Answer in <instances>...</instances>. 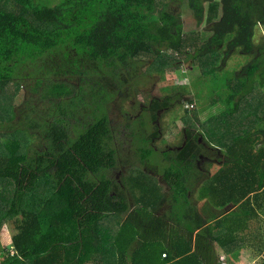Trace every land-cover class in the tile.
Listing matches in <instances>:
<instances>
[{"label":"trees","instance_id":"16d2710c","mask_svg":"<svg viewBox=\"0 0 264 264\" xmlns=\"http://www.w3.org/2000/svg\"><path fill=\"white\" fill-rule=\"evenodd\" d=\"M173 2L0 0V264H206L216 251V264H264V242L248 241L262 228L254 218L264 227V0H178L195 28ZM234 55L245 63L230 72ZM187 59L202 71L198 99L209 96L200 110L224 106L197 128L220 151L200 188L206 205L192 198L203 179L193 131L158 177L127 156L131 126L112 122L105 90L130 85L134 64L161 76ZM179 84L150 114L190 92ZM249 246L259 256L247 262Z\"/></svg>","mask_w":264,"mask_h":264},{"label":"rangeland","instance_id":"374dc122","mask_svg":"<svg viewBox=\"0 0 264 264\" xmlns=\"http://www.w3.org/2000/svg\"><path fill=\"white\" fill-rule=\"evenodd\" d=\"M173 6L177 7V11H179L183 19V22L186 24V27L189 28L192 26V28H195L196 26L193 25V16H192V11L188 10L184 13H182L181 8L178 6V0H174L173 2ZM205 26V24H203ZM197 29H201L197 28ZM257 37L256 40H259V38L261 36L264 35V30L263 28L259 27L257 29ZM239 56V55H238ZM241 57V56H239ZM237 57V55H234L230 58V60L226 63L225 68H228L230 72H233L234 67L237 64L241 65L243 62L245 63V58L241 57L239 58ZM149 57L146 58V60H148ZM192 59H187L184 60L182 63H180V66L174 70H165L163 72V74L157 75V73L153 72L152 76L151 75H145L147 70L150 71V69L147 66V62L146 61L142 64L137 63L134 64L136 67L132 70H124V75L127 77H131V81H130V85H133L132 89H130V91L128 90L129 88V84L125 87L123 86L122 88H115L117 90H114L112 88H106V92L112 96V100L109 102V113H110V118L112 120V122L117 125V126H125L127 123L130 124L131 129L127 130L126 133L129 134L130 132V138L129 140L127 139V137L125 136V140L128 141L129 146H131L130 149H124L125 152L127 153V156L130 157L131 159H133L134 162L138 163V165L142 164L145 167H148L149 169H153L156 170L159 175L158 177H160V175L163 173L162 171L167 168V166H169L170 164V158L173 157H179L178 153L179 151L177 150H164L162 151V149L164 148V143H171L172 145H176L179 144L182 141L183 138V134L181 133V128H187L188 131H193L192 136L194 137V133L197 134V131L195 129H197L199 126H201V124L203 123V121H205L207 118L211 117L213 114V112L215 111H221L222 109H224V106L221 102H218L217 104H215L214 106H211L210 108H208L207 110H200L202 106L205 105L204 102L209 103V96L204 95L205 98H201L198 99L196 92H198L199 90V85L198 83H196V85L194 83H192V79L193 81H195L196 77L201 76L202 71L201 69L197 66L194 65ZM132 63H136L135 61H133ZM137 71V72H136ZM105 72H108V69H105ZM132 73H135L134 75ZM141 73V75H140ZM118 79L120 80V77H118ZM114 82L119 83L118 80L113 78ZM135 82V83H134ZM184 83L187 85V87L189 88V93L184 92L185 94H179V97H176L175 99H179L182 100L184 102V106L185 109L188 110V116L186 118L183 119V117L181 116V118H177V120L173 119V115H174V109L170 108L169 111H165L162 118H161V123L162 125H164V122L167 125L166 130L163 131V135L165 133H167L165 136V138H163L160 142L157 143L158 146V150L153 151L152 148L150 147V144L148 143L149 138L148 135L149 133L154 131V126L153 123L152 125L150 124L148 117L144 116L143 118L140 117L139 123L137 124V122H133V121H128L127 120V116H125L126 112L130 111V115H136L139 111V102H144L147 103L150 101V99H152L153 97H160L163 98V96H175L178 95L179 92V88L182 89L184 88L183 84H179L178 88H175L173 90L174 87H177V83ZM204 82H201V87L204 85ZM194 84V85H193ZM191 85V87H190ZM197 89H195V88ZM120 90H123L125 92H127L129 94V96H124L123 98L120 97ZM137 90V93H135V91ZM192 99L191 101H189V99ZM194 98V99H193ZM188 101H187V100ZM17 101V98H16ZM15 101V102H16ZM22 101V93L18 99V104L21 103ZM116 102L115 105H110V103ZM132 102H134L133 106H131ZM111 103V104H112ZM195 114L196 117H198V120L193 116ZM177 124L179 126H177ZM72 131H74V129H71ZM153 130V131H152ZM181 130V131H180ZM123 137V136H122ZM210 137H208L207 139L209 140ZM212 144V142H211ZM213 145V144H212ZM146 147L149 151H150V155L146 160L140 161L141 157L139 155H135L134 151L138 148V147ZM214 146V145H213ZM211 147V146H210ZM208 148V147H207ZM207 148L203 147L200 152L201 153H206ZM223 154L226 153L224 151H221ZM146 153V152H145ZM209 153V152H208ZM221 156V155H220ZM185 159L180 158V161L182 163H184ZM218 160H213V162H209L207 164L206 167H203V171L200 170L201 172V177H203L202 181L200 182V184H195V186L193 187L194 192H193V196L192 198L194 199L195 202H198L199 205L202 203H205L208 199L206 196L202 195L201 193V186L203 184H205L208 180V178L210 177L209 174H212L213 176L216 175V173H218V168L219 165L217 164ZM188 164H191L190 161H187L186 163H184V167H187ZM192 165V164H191ZM156 166V167H154ZM193 166V165H192ZM158 167V168H157ZM141 168V166L138 167H134L132 168L131 171H133L134 175H135V171L134 170H141L144 169ZM147 168V169H148ZM141 174V171H139V175ZM211 178V177H210ZM152 180L149 179L148 182H151ZM154 183V181H152ZM132 185L134 186V188L137 190V192L142 193V191H140L139 186H138V182L136 180H134L133 182H131V187ZM192 188V187H191ZM141 189L143 191L148 190V186H141ZM203 189V188H202ZM162 192V189L161 191ZM148 193V192H147ZM139 201H143V197L138 198ZM172 200L171 195H169L166 198V203L169 205L170 201ZM253 203V202H252ZM246 204H248L246 202ZM143 205V204H142ZM172 205V203H171ZM206 205V203L204 204ZM255 205V203H254ZM144 207V205H143ZM211 207V206H209ZM255 207H257L255 205ZM143 209V208H142ZM171 209V208H170ZM216 209L215 207H212V210ZM260 212H263L262 210L259 209ZM264 213V212H263ZM232 215V214H231ZM229 220H231V216H229ZM254 223H259V227H263L261 225V223L263 222L262 218L256 217L253 219ZM252 224L249 222L248 226L246 228V231H248V229L250 228ZM207 227V226H205ZM259 229V228H258ZM260 232L257 234L255 233L253 230H249L248 231V241L249 244H251L250 239H257V241H255V243H258V239H264V230L261 228V230H259ZM216 237V236H215ZM3 239H4V243H9L10 241V237L8 236V232H3ZM264 242V240H262V243ZM214 245V244H212ZM159 250V249H157ZM253 250L248 251H243L242 252V256L245 258V256H254L257 252L253 253ZM261 256V255H260ZM214 255L210 256V260H207V264H216L214 262Z\"/></svg>","mask_w":264,"mask_h":264},{"label":"flooded vegetation","instance_id":"af4514ba","mask_svg":"<svg viewBox=\"0 0 264 264\" xmlns=\"http://www.w3.org/2000/svg\"><path fill=\"white\" fill-rule=\"evenodd\" d=\"M139 103H140L139 104V111L136 115L131 116L130 111H129V112L125 113V116L130 117L132 120H134V117H139V118L140 117L143 118L144 116L148 117L150 124L152 125V123H153V126L155 127L154 131L152 130L153 132L149 133V135H148V138H149L148 143L150 144V147L154 151H156V150H158L157 143L160 142L163 138H165L164 135L167 134V133H165L163 135V131L166 130L168 124H166L164 122V125H162V123H161V118H162L164 112L169 111V109L172 108L175 111L174 113H176V111L179 108H181V113H183V115H187L189 111L185 109L184 102L182 100H176L175 103H172V105L162 106V107L157 108L155 110L156 115H152V114H150L151 111H149V106L153 107L152 106L153 101L151 99L147 103H144V102H139ZM133 104H134V102H132L131 106H133ZM113 105H115V104H113ZM176 118H178V117H176ZM180 118H181V116H180ZM173 119H174V117H173ZM138 123L139 122H137V124ZM127 124L125 125L126 129H127ZM177 126H179V125L177 124ZM181 130L180 131L183 134L182 141L176 145H172L171 143L165 142L164 148L162 149V151L169 150V149L182 150V148L187 145L186 139L188 138V135H189L187 132L188 130H187V128H181ZM195 130L197 131V129H195ZM194 135H195L194 138L196 137L198 139L199 143L201 145H203V147H205V148L208 147L207 151L209 153L208 152H206V153L199 152L195 155V158H194V163L198 166V169L203 171V167H206L209 162H213V160H217L216 156L219 155L220 151L217 152L216 148H214L212 146L210 147V145H208L207 142L202 139V136L200 135L199 131H197V134L194 133ZM119 152H117V153H119ZM120 153H122V152H120Z\"/></svg>","mask_w":264,"mask_h":264},{"label":"crops","instance_id":"0c3cea01","mask_svg":"<svg viewBox=\"0 0 264 264\" xmlns=\"http://www.w3.org/2000/svg\"><path fill=\"white\" fill-rule=\"evenodd\" d=\"M262 229L264 230V227H262ZM260 234H261V232H260ZM208 239H209L208 241L211 243L210 237H209ZM261 240H264V239H261ZM255 245H257V244H255ZM251 247H252V248H251ZM253 248H254V246L246 247V251L249 252L250 250H253V251H254L253 253H255L256 251H255V249H253ZM213 255L215 256L213 260H215V259L217 258V256H219V253L216 251V252H214ZM262 255H263V254H262ZM258 256H259V254L256 253L254 256H252V260L256 259ZM249 258H250L249 256H245V261L248 262ZM208 260H210V257L208 258ZM206 264H207V263H206Z\"/></svg>","mask_w":264,"mask_h":264}]
</instances>
